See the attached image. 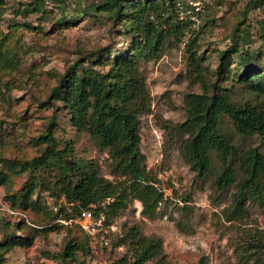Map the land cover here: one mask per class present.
Here are the masks:
<instances>
[{
    "label": "rangeland",
    "instance_id": "1",
    "mask_svg": "<svg viewBox=\"0 0 264 264\" xmlns=\"http://www.w3.org/2000/svg\"><path fill=\"white\" fill-rule=\"evenodd\" d=\"M31 1L0 0V38L7 36L17 59L15 71L0 73V171H6L5 159L31 161L40 156L46 148L42 136L54 118L52 134L60 142L58 150L69 144L76 159L91 163L103 178L114 181L107 151L73 128L67 113L57 112V105L40 103L49 100L67 66L85 58L102 59L111 48L122 49L120 27L99 11L104 0H63L62 4L42 0L43 14L27 18L15 14ZM249 2L209 0L197 22L190 19V9L184 5L180 16L192 22L185 38L178 43L172 37L157 59L142 64L151 105L149 113L140 118V150L147 172L164 194L155 218L143 217L141 203L133 200L111 221L110 228L104 225L91 233L81 231L74 222L75 213L72 223L64 224L54 217L63 203L55 189L57 174L50 170H42L36 178L32 200L38 205L19 212L10 195L18 196L31 174L17 173L0 187V245L13 234L23 236L26 231H19V223L34 238L27 247H13L5 255L6 264H120V259L132 263L130 228L161 243L160 254L144 264H264V250L256 254L253 247L264 239V204L247 203L245 217L227 222L224 211L232 203L235 187L216 190L221 165L215 155L213 172L198 179L183 161L181 140L172 130L186 117L185 95L202 92L198 80L187 74L188 48L203 55L204 65L211 70L209 80L215 81L217 53L228 45L237 23L244 21L240 26L247 39L243 49L257 51L264 64V7L255 9ZM64 19L66 24L60 25ZM232 100L264 106V98L241 86L236 87ZM220 131L232 139L238 151L256 147L264 154V138H241L227 117L222 118ZM68 244L72 246L68 250L75 247L76 252L71 261L61 257Z\"/></svg>",
    "mask_w": 264,
    "mask_h": 264
},
{
    "label": "trees",
    "instance_id": "2",
    "mask_svg": "<svg viewBox=\"0 0 264 264\" xmlns=\"http://www.w3.org/2000/svg\"><path fill=\"white\" fill-rule=\"evenodd\" d=\"M188 1L104 0L99 11L107 13L120 27L118 35L123 40V48H111L99 60L98 57L85 58L83 62L67 66L51 90L49 100L52 102L40 104L57 105V112L65 111L73 128L88 134L99 148L107 151L110 173L115 180L103 178L91 163L76 159L69 144L65 143L58 150L60 142L52 134L55 124L52 118L42 136L46 148L40 156L31 161L5 159L6 171H0V187L8 185L14 174H31L18 196L10 195L13 207L17 205L19 212L30 211L38 205L32 200L36 178L42 170H50L58 177L55 182L57 198L64 199L54 216L59 221L70 220L73 213L77 216L82 211L93 210L96 217L103 212L105 225L110 226L133 200L141 203L143 217L155 218L159 204L164 202V194L147 172L140 150V118L149 113L151 105L142 64L157 59L172 37L178 43L185 38L192 22L180 15L184 5L190 9ZM248 5L263 8L264 0H250ZM44 8L42 0H32L15 14L27 18L34 13L43 14ZM190 15L191 19L193 14ZM66 22V19L60 20L59 24ZM245 23H237L228 45L217 53V66L213 71L215 81L209 80L211 70L204 65L203 55L188 48L187 74L198 80L202 92L185 95L186 117L172 129L181 140L183 161L198 179L213 172L215 155L216 162L221 165L214 182L216 190L235 187L232 203L224 211L227 222L245 217L247 203L264 204V154L256 147L238 151L232 139L220 131L221 120L227 117L241 138H264V106L232 100L236 87L240 86L264 98V64L257 51L243 49L247 39L240 33V26ZM2 37L0 73H10L16 70L17 59L6 42L7 36ZM105 66L106 71H101ZM227 83L231 84L230 88L222 87ZM184 209L187 211L188 207ZM17 226L19 231L26 232L20 237L13 234L4 239L0 245V264H6L5 255L13 247L32 244L34 235L29 234L25 225L19 223ZM128 238L133 262L120 259V264H144L160 254L159 240L142 236L134 228H130ZM70 247L68 244L61 256L69 261L76 256L75 247L68 250ZM253 247H256V254L264 250V239Z\"/></svg>",
    "mask_w": 264,
    "mask_h": 264
},
{
    "label": "built area",
    "instance_id": "3",
    "mask_svg": "<svg viewBox=\"0 0 264 264\" xmlns=\"http://www.w3.org/2000/svg\"><path fill=\"white\" fill-rule=\"evenodd\" d=\"M209 4V0H189L188 5L190 7V12L192 15V21L198 20V16L201 14L203 9ZM64 202V199H62ZM95 208V207H94ZM54 209L57 208L54 206ZM73 220L68 221H60L64 224H71ZM75 224L79 225L85 232L91 233V230H95L96 228H100L105 225V214L101 212L98 217L94 215L93 210L82 211L80 214L76 216L74 220ZM106 226V225H105ZM110 228L111 226H106Z\"/></svg>",
    "mask_w": 264,
    "mask_h": 264
}]
</instances>
